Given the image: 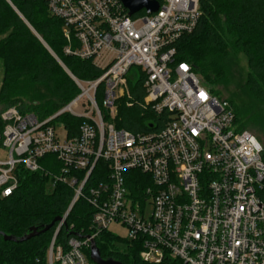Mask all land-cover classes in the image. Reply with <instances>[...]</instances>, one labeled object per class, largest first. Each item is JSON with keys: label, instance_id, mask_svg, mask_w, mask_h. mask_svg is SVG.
Segmentation results:
<instances>
[{"label": "built area", "instance_id": "2783aa9c", "mask_svg": "<svg viewBox=\"0 0 264 264\" xmlns=\"http://www.w3.org/2000/svg\"><path fill=\"white\" fill-rule=\"evenodd\" d=\"M41 1L63 19L66 38L73 33L79 42L65 53L103 70L95 80L71 74L79 94L48 117L22 102L0 109V198L18 188L19 168L40 171L46 155L61 162L59 173H45L48 188L74 190L46 264H91L88 251L113 223L141 245L145 264H264V146L237 127L230 101L214 96L189 62L176 61V43L196 28L201 0H161L157 12L137 16L120 0ZM132 66L146 74L145 104L166 113L157 131L134 133L112 121ZM64 113L83 118L73 138L57 120ZM99 160L108 177L87 187ZM80 199L93 211L89 227L58 243Z\"/></svg>", "mask_w": 264, "mask_h": 264}, {"label": "trees", "instance_id": "16d2710c", "mask_svg": "<svg viewBox=\"0 0 264 264\" xmlns=\"http://www.w3.org/2000/svg\"><path fill=\"white\" fill-rule=\"evenodd\" d=\"M11 1L13 4L0 0V67L3 69L0 102L5 106L22 102L26 107V97L33 103L27 110L48 117L80 92L69 72L80 80H95L103 70L92 59L65 53L66 46L76 48L79 42L73 33L70 41L66 38L63 19L49 11L46 1ZM145 13L143 10L135 16ZM176 47V61L189 62L210 92L221 98L217 87L228 82L229 54L231 50L242 52L248 60L246 88L250 98L264 104V0H201V17L196 28L184 34ZM145 78L140 67L130 68L128 93L118 99L114 118L117 128L137 133L157 131L164 126L166 113H158L144 102ZM99 90L100 103L102 87ZM227 100L234 109L236 125L245 130L243 120L250 116V110ZM57 120L64 125L69 138L78 135L83 122V118L69 113L60 115ZM40 164L42 170L35 172L19 168L18 188L9 197L0 198V264H46L47 250L58 222L49 230L41 231L55 218L62 217L73 199V188L64 183H57L53 190L48 188L49 175L45 173H59L61 169L57 157L46 155L40 159ZM108 172L107 164L99 160L87 187L105 180ZM92 212L91 206L80 199L62 225L57 242L66 245L73 235L87 230ZM31 228L40 233L20 241L30 234ZM5 236L14 239H5ZM115 240L119 237L108 230L97 239L104 259L145 264L140 258L139 243L127 241L125 249L120 251L113 244ZM164 264L179 263L167 261Z\"/></svg>", "mask_w": 264, "mask_h": 264}, {"label": "rangeland", "instance_id": "374dc122", "mask_svg": "<svg viewBox=\"0 0 264 264\" xmlns=\"http://www.w3.org/2000/svg\"><path fill=\"white\" fill-rule=\"evenodd\" d=\"M227 80L224 85L217 87L223 98L233 100L237 105L243 106L250 110V116L244 117L245 129L254 133L259 141L264 146V104H259L250 98L248 89L246 88V80L249 74L248 60L242 52H234L231 50L227 63ZM71 75V73L69 72ZM3 80V69L0 67V88ZM28 85V84H27ZM30 86V85H28ZM26 108L32 107L31 99L24 98ZM6 104L0 102V109ZM119 101H116V111L118 112ZM117 115V113H116ZM116 116H114L115 118ZM114 118L112 121H114ZM238 127V125H237ZM152 211L151 205L146 208V215L150 216ZM110 231L113 235L118 236L119 240L113 241V244L120 251H123L126 247L128 237L127 230L124 226L113 223L110 226ZM90 256V252H89ZM91 260V264H92Z\"/></svg>", "mask_w": 264, "mask_h": 264}, {"label": "water", "instance_id": "95a60500", "mask_svg": "<svg viewBox=\"0 0 264 264\" xmlns=\"http://www.w3.org/2000/svg\"><path fill=\"white\" fill-rule=\"evenodd\" d=\"M124 7L128 10L129 15L133 16L143 10L147 13H155L159 10L161 0H120ZM62 217L55 218L49 225L45 226L41 232L47 231L52 228L56 222L61 221ZM40 232L36 228H31L30 234L21 238L20 241L27 240L33 236L38 235ZM5 239L13 240V237L5 236ZM90 258L95 264H123L119 260L112 258L104 259L101 255L100 249L97 244H93L90 249Z\"/></svg>", "mask_w": 264, "mask_h": 264}]
</instances>
